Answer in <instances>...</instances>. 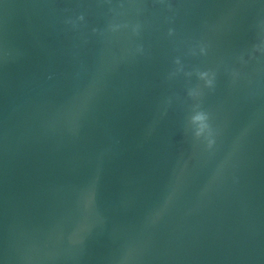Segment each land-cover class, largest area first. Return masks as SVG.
I'll use <instances>...</instances> for the list:
<instances>
[{
    "label": "water",
    "instance_id": "water-1",
    "mask_svg": "<svg viewBox=\"0 0 264 264\" xmlns=\"http://www.w3.org/2000/svg\"><path fill=\"white\" fill-rule=\"evenodd\" d=\"M0 264H264V0H0Z\"/></svg>",
    "mask_w": 264,
    "mask_h": 264
}]
</instances>
